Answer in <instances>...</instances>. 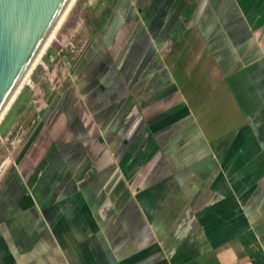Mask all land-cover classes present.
<instances>
[{
    "label": "crops",
    "instance_id": "0c3cea01",
    "mask_svg": "<svg viewBox=\"0 0 264 264\" xmlns=\"http://www.w3.org/2000/svg\"><path fill=\"white\" fill-rule=\"evenodd\" d=\"M97 5L0 130L29 132L0 163V264H254L264 0Z\"/></svg>",
    "mask_w": 264,
    "mask_h": 264
},
{
    "label": "water",
    "instance_id": "95a60500",
    "mask_svg": "<svg viewBox=\"0 0 264 264\" xmlns=\"http://www.w3.org/2000/svg\"><path fill=\"white\" fill-rule=\"evenodd\" d=\"M75 0H0V122Z\"/></svg>",
    "mask_w": 264,
    "mask_h": 264
},
{
    "label": "rangeland",
    "instance_id": "374dc122",
    "mask_svg": "<svg viewBox=\"0 0 264 264\" xmlns=\"http://www.w3.org/2000/svg\"><path fill=\"white\" fill-rule=\"evenodd\" d=\"M97 4H100V0H75L73 6L71 7V9L69 10L68 14L66 15L65 19L63 20L62 24L60 25L59 29L57 30V32L55 33L54 39H59V37L66 32V30L68 29H73V27L75 26L76 22L75 19H79L80 17H82L85 12H87L88 9H92L95 6H98ZM78 21V20H77ZM54 39L52 40V42L48 45L47 49L45 50L44 54L41 56L40 61L44 62V60L48 61V53H49V49H51V46H53L54 44ZM72 40H69V42H72L73 40H76V38H70ZM75 49H76V45L74 44ZM66 49V50H65ZM65 49H63L62 51H66L69 52L68 47H65ZM77 50V49H76ZM62 53V52H61ZM60 53V55H61ZM80 54V52H79ZM50 55L53 57L55 54L50 53ZM54 58V57H53ZM40 63V62H39ZM51 63V62H50ZM38 63L36 64V66L34 67L33 71L37 68ZM33 71L31 72V74L29 75V79L32 78L33 75ZM29 79L27 81V83L25 85L29 84ZM25 85H23L22 89L20 90V92H22V90L24 89ZM33 87V85H32ZM30 87V88H32ZM20 92L18 93V95L20 94ZM18 95L16 96V98L18 97ZM29 98V97H28ZM16 100V99H15ZM14 100V102H15ZM29 100V99H28ZM13 102V103H14ZM13 105V104H12ZM11 105V106H12ZM11 108V107H10ZM10 110V109H9ZM8 110V111H9ZM7 111V113H8ZM7 113L5 114V116L7 115ZM5 116L3 117V119L0 122V125L3 123V120L5 119ZM11 117L13 115H10ZM12 120V119H11ZM10 121V120H9ZM9 121L5 120L4 123L1 125L0 130L4 127V125L6 123H8ZM23 130L20 129V127H16V129L13 131V133L8 137V138H4V132H0V163H2L4 161V159L6 157H8V153H11L12 156H14V151H15V145H20L22 143L23 140H25L28 137L29 132L25 131L22 132ZM22 137V138H20Z\"/></svg>",
    "mask_w": 264,
    "mask_h": 264
},
{
    "label": "trees",
    "instance_id": "16d2710c",
    "mask_svg": "<svg viewBox=\"0 0 264 264\" xmlns=\"http://www.w3.org/2000/svg\"><path fill=\"white\" fill-rule=\"evenodd\" d=\"M17 100H18V98L15 100V102L11 106L10 110L8 111L7 115L5 116V119L3 120V123L6 120V118L13 112ZM1 125H0V128H1ZM252 235H253V233L249 232L246 235V241H247V245L250 246V248H251L250 253H251V256L253 258V263L254 264H264V251L262 250V248L257 243L251 245L250 240H251Z\"/></svg>",
    "mask_w": 264,
    "mask_h": 264
},
{
    "label": "built area",
    "instance_id": "2783aa9c",
    "mask_svg": "<svg viewBox=\"0 0 264 264\" xmlns=\"http://www.w3.org/2000/svg\"><path fill=\"white\" fill-rule=\"evenodd\" d=\"M66 47H68V49H69V53L70 54H72V55H75L76 54V49H75V46H74V44L72 43V42H68L67 44H66ZM49 57V60L51 61V62H53L54 61V58L51 56V55H49L48 56ZM41 63H42V61H40ZM46 69H47V67H46ZM32 82L30 81V79H29V84H28V86H30V87H32Z\"/></svg>",
    "mask_w": 264,
    "mask_h": 264
},
{
    "label": "bare ground",
    "instance_id": "6f19581e",
    "mask_svg": "<svg viewBox=\"0 0 264 264\" xmlns=\"http://www.w3.org/2000/svg\"><path fill=\"white\" fill-rule=\"evenodd\" d=\"M72 6H73V5H72ZM53 39H54V37L52 38V40H53ZM52 40H51V42H52ZM51 42H50V43H51ZM50 43H49V44H50ZM46 49H47V48H46ZM43 54H44V53H43ZM40 59H41V58H40ZM40 59H39L38 63L40 62ZM28 79H29V77H28ZM28 79L26 80V82H25L23 85H25V84L27 83ZM22 87H23V86H22Z\"/></svg>",
    "mask_w": 264,
    "mask_h": 264
}]
</instances>
